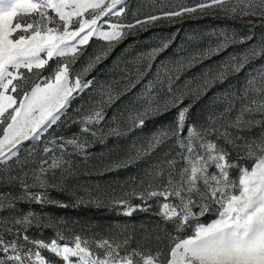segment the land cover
<instances>
[{"label":"snow or ice","instance_id":"obj_1","mask_svg":"<svg viewBox=\"0 0 264 264\" xmlns=\"http://www.w3.org/2000/svg\"><path fill=\"white\" fill-rule=\"evenodd\" d=\"M147 5L153 10L143 19L111 23V17L125 14L127 0H0V187L20 189L16 195L0 192V213L12 212L20 203L67 207L50 192L70 189L79 171L74 157L87 160L95 143L130 136L148 121L173 113L170 123L133 141L106 168L148 162L143 176L129 177V191L76 196L78 205L108 207L125 216L149 211V201H154L163 225L171 224L173 231L144 228L141 239H154L155 249L127 225L110 227L107 235L56 233L46 241L28 233L33 227H51L50 220L45 223L32 211L0 215V264H264V40L181 81L188 69L253 36L213 33L214 44L182 49L177 59L161 61L154 70L157 57L174 40L162 38L133 70L123 69L119 80L101 85L87 107L81 105L68 117L72 102L93 86L94 78L84 77L129 34L197 12L264 17V0H194L171 7L163 0H147ZM104 17L109 19L101 23ZM94 37L105 45L85 67L73 69ZM198 39L193 34L189 43ZM257 60L262 62L255 64ZM241 72L245 75L237 88L208 96ZM129 93L130 102L109 117L108 109ZM61 123L79 125L78 133L49 135ZM38 143L43 146L36 159ZM28 144L33 148L21 158ZM209 214L215 218L201 222Z\"/></svg>","mask_w":264,"mask_h":264},{"label":"rangeland","instance_id":"obj_2","mask_svg":"<svg viewBox=\"0 0 264 264\" xmlns=\"http://www.w3.org/2000/svg\"><path fill=\"white\" fill-rule=\"evenodd\" d=\"M157 4L160 0H156ZM164 4L169 7L179 5L181 3L191 4L194 0H163ZM128 7L125 14L122 16L111 17L110 22H123L131 23L136 18L143 19L144 16L153 9L147 5V0H127ZM109 19L108 17L102 18L103 20ZM252 21V26L249 24ZM104 30H109L107 25H104ZM226 31L228 33H235L238 36L251 34L253 39L247 41L245 44H234L227 48L226 51L221 52L217 56H213L209 60L188 69L181 75V81L186 78L199 76L203 71L209 67H216L226 58L231 55L239 54L248 48L250 45L264 40V17H236L225 18V14L220 11H205L203 13L197 12L192 15H184L176 17L174 20H159L154 24L148 25L146 30H137L129 34L128 38L123 42L117 44L109 53L106 59L102 60L96 67L87 74L85 79H93V86L86 89L76 100L72 102V107L69 109L68 117L76 115L77 110L81 105L87 107V103L96 97L97 90L101 85L111 83L114 80H119L123 74V69L127 68L129 71L133 70L136 66V61L152 47H155L162 38L174 37L173 43L169 50L162 53L157 57L154 64V70L161 61L168 62L177 59V54H183L181 50L193 51L195 47L203 48L212 45L216 42V36L213 33ZM195 34L198 39L196 44L189 43V38ZM105 41L94 37L87 46H85V54L81 56L76 63L72 66L75 70H80L85 67L88 58L94 55L98 49L105 45ZM262 61L257 60L254 63L260 64ZM54 62H50L52 66ZM50 69L45 70V74ZM247 71V69L245 70ZM151 75V74H150ZM244 72H241L237 77H231L225 85H218L212 92L208 93L211 96L213 92L219 94L222 88H237L244 79ZM147 79V78H146ZM120 85H117L119 87ZM140 85L134 92L139 91ZM133 93L123 97L116 105L108 109V116L110 117L114 111L122 110L131 100ZM197 108V112H200ZM175 110H173L174 112ZM173 113H168L164 116L158 117L155 120L148 121L142 130H138L130 136L122 138H109L105 143H95L89 149L91 155L87 160L78 157L75 159V167L79 170L77 177L71 181L69 190L61 192L59 190H52L50 196L53 200L66 204L67 207L57 206L56 204L39 205L20 203L17 204L16 209L12 212L5 211L0 213L2 216L20 215L29 211L34 212L38 216L46 218L43 222L47 223L49 220L52 226L38 230L33 227L29 230V235L33 238L50 240L55 237L56 233H60L65 237H71L75 234L91 236L94 233L107 235L110 227H118L127 225L129 229L135 228L137 230V237L141 239V233L144 228L156 229L157 226L167 227L169 232L173 231L172 225H163L161 218L157 215L159 209L156 207L154 201H149L152 208L149 211H135L131 216L118 214L110 210L108 207H96L91 204L78 205L76 203V196L84 195L86 192L95 194L113 193L121 195L129 191V185L126 183L129 177H141L144 170L148 167V162L141 161L136 165L128 168H121L116 171H107L106 168L115 160L120 159L124 152L129 149L131 143L136 140L143 139L150 135L157 127L166 125L171 122ZM67 120V117L64 118ZM79 125L61 123L59 127H54L50 130L49 135H62L70 137L73 133H78ZM42 143L35 145L36 159H39V149ZM33 146L28 144L23 152L21 158L27 155L29 149ZM161 149L157 150V153ZM157 156L151 158L155 162ZM14 166V165H13ZM238 173H233L236 175ZM59 176V172L57 173ZM11 191L13 195L20 192L18 187L11 189L0 187V192ZM132 203L138 204L139 200H133ZM214 214H209L201 218V222L209 223L214 219ZM70 229V230H69ZM191 229H186L185 234H190ZM10 238V237H9ZM142 243H146L147 247L155 249L157 247L155 240L145 242L141 239ZM168 240L165 239L164 244ZM47 258L55 259L51 254L43 252ZM62 264V262H57Z\"/></svg>","mask_w":264,"mask_h":264}]
</instances>
